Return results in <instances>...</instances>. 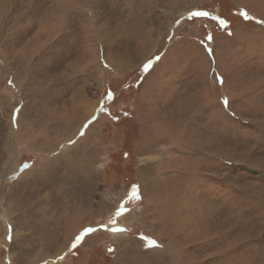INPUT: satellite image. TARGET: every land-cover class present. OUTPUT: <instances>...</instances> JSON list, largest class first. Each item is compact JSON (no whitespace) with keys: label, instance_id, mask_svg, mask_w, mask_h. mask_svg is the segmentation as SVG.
<instances>
[{"label":"rangeland","instance_id":"obj_1","mask_svg":"<svg viewBox=\"0 0 264 264\" xmlns=\"http://www.w3.org/2000/svg\"><path fill=\"white\" fill-rule=\"evenodd\" d=\"M0 264H264V0H0Z\"/></svg>","mask_w":264,"mask_h":264},{"label":"snow or ice","instance_id":"obj_2","mask_svg":"<svg viewBox=\"0 0 264 264\" xmlns=\"http://www.w3.org/2000/svg\"><path fill=\"white\" fill-rule=\"evenodd\" d=\"M198 14H199V13H198ZM150 63H151V61H149V64H150ZM145 67H148V65H145ZM76 239H77V240H79V239H80V237H79V236H77V237H76Z\"/></svg>","mask_w":264,"mask_h":264},{"label":"bare ground","instance_id":"obj_3","mask_svg":"<svg viewBox=\"0 0 264 264\" xmlns=\"http://www.w3.org/2000/svg\"><path fill=\"white\" fill-rule=\"evenodd\" d=\"M145 172H146V169H145Z\"/></svg>","mask_w":264,"mask_h":264}]
</instances>
